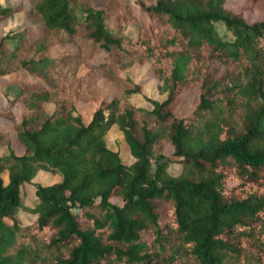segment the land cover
Here are the masks:
<instances>
[{
  "label": "trees",
  "instance_id": "16d2710c",
  "mask_svg": "<svg viewBox=\"0 0 264 264\" xmlns=\"http://www.w3.org/2000/svg\"><path fill=\"white\" fill-rule=\"evenodd\" d=\"M4 1L0 22L22 13L41 30L0 35V264H264V0ZM127 63L148 64L165 98L131 103ZM113 125L128 163L105 144ZM38 171L59 180L22 208Z\"/></svg>",
  "mask_w": 264,
  "mask_h": 264
},
{
  "label": "rangeland",
  "instance_id": "374dc122",
  "mask_svg": "<svg viewBox=\"0 0 264 264\" xmlns=\"http://www.w3.org/2000/svg\"><path fill=\"white\" fill-rule=\"evenodd\" d=\"M105 0H95L94 5L97 7H102ZM16 0H5L2 3H15ZM243 0H226V7L230 10L236 11L238 10L242 5ZM141 17H138L139 20H145L144 16L140 13L139 10H135ZM243 15L248 19H259L263 16L262 12L255 11V12H249L245 11L243 12ZM22 29L27 30V37L31 41L33 38H35L41 28L40 25H28L25 19V16L22 13H15L6 19L2 20L0 22V35L8 34L11 32H17ZM216 29L218 30L219 34L225 35L227 38H229V33L226 32L222 25L216 24ZM127 31H134L132 28H126L125 32ZM14 42H11V45H13ZM75 49L73 47H65L62 51H74ZM100 59V56H96L95 59ZM85 72V67L80 66L79 73L82 74ZM117 72L120 74L127 75L129 78H131L133 81L140 82L142 84L141 89V95L134 96L130 99L131 103L138 105V106H144V107H150L149 103L145 102L143 98H149L156 101H161L165 98V94H162L159 89L160 82L153 78L151 68L148 64H123L117 68ZM8 82L7 78L0 79V85L2 83ZM111 89H109V83L106 80H102L100 83V95L104 96L109 94ZM197 99V91L196 89H190L187 91H184L181 94V100L180 103L175 106L174 108V114L176 116L184 117L187 116L190 113L191 108L195 105ZM5 106V102H3L0 98V108ZM44 109L47 112H50L52 109V106L45 104ZM77 110L79 113L83 116L84 119L87 118L88 114L92 110V106L90 104H78ZM13 111L15 113H20L21 108L19 106H15L13 108ZM11 130V123L0 117V132L9 131ZM12 135V147L15 152L20 153L22 149L18 146L16 139L13 136V132L11 131ZM105 144L106 146L112 150L118 152L121 160L124 163H128L131 158L128 152V149L123 141L122 134L117 129L116 126H111L108 131L106 132L104 136ZM170 149L166 146L165 152L169 153ZM3 149H0V156L2 155ZM178 167L177 165H171L169 167V170H171L173 173L177 171ZM2 177L5 179V174L2 175ZM59 177L56 174L47 173L43 171H38L36 175L31 179L28 183H23L19 187L20 191V202L21 206L23 207H31L34 204V185L40 184V185H50L53 183L58 182Z\"/></svg>",
  "mask_w": 264,
  "mask_h": 264
}]
</instances>
